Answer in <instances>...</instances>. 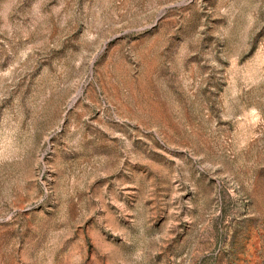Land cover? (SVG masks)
Masks as SVG:
<instances>
[{"label":"rangeland","instance_id":"374dc122","mask_svg":"<svg viewBox=\"0 0 264 264\" xmlns=\"http://www.w3.org/2000/svg\"><path fill=\"white\" fill-rule=\"evenodd\" d=\"M0 264H264V0H0Z\"/></svg>","mask_w":264,"mask_h":264}]
</instances>
